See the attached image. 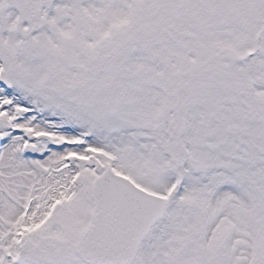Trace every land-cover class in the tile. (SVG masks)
Returning <instances> with one entry per match:
<instances>
[{"label":"snow or ice","instance_id":"snow-or-ice-1","mask_svg":"<svg viewBox=\"0 0 264 264\" xmlns=\"http://www.w3.org/2000/svg\"><path fill=\"white\" fill-rule=\"evenodd\" d=\"M0 264H264V0H0Z\"/></svg>","mask_w":264,"mask_h":264}]
</instances>
